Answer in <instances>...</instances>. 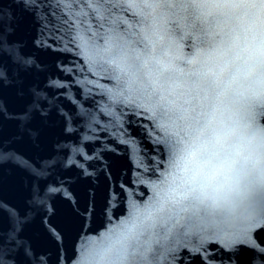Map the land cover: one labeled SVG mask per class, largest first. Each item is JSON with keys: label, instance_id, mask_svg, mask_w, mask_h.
Returning <instances> with one entry per match:
<instances>
[{"label": "water", "instance_id": "water-1", "mask_svg": "<svg viewBox=\"0 0 264 264\" xmlns=\"http://www.w3.org/2000/svg\"><path fill=\"white\" fill-rule=\"evenodd\" d=\"M0 38V264H188L264 163L259 0H0Z\"/></svg>", "mask_w": 264, "mask_h": 264}, {"label": "snow or ice", "instance_id": "snow-or-ice-1", "mask_svg": "<svg viewBox=\"0 0 264 264\" xmlns=\"http://www.w3.org/2000/svg\"><path fill=\"white\" fill-rule=\"evenodd\" d=\"M142 2L144 3L145 7H153V6H158L160 3H175L177 2V0H142ZM192 2L196 3L197 0H192ZM259 2H260V6L264 8V0H259ZM145 39H148V37H145ZM8 61H12L13 63L21 66L28 63V61H25L23 57L19 55V53H17L13 48L7 45L6 40L0 38V75H3L5 65ZM21 86L23 87V83ZM155 90L156 89L154 85L153 91ZM32 96H33V100L31 101V103L26 105L24 111L16 116V118L20 119L22 122H26L30 119L32 113L37 109V105L40 102L39 95L38 93L35 92V90L32 91ZM161 127H164V125L161 124ZM258 131L261 137L264 138V129H259ZM182 142L183 141H178V143H182ZM22 166L32 171L33 174L38 178L37 184L34 186L32 190V202L33 203L39 202L41 196L43 195V191L39 182V177L42 175V173L39 171V165H36L35 161L24 160ZM242 178L247 180L248 191L258 196V202L264 203V178H261V180L257 181L256 178L253 177L250 173L245 174V176ZM51 190L52 189H49V191ZM214 204H217V206H219L216 201H214ZM155 211H161V212L164 211V202H161L158 208H153L148 210L145 219L152 218V213ZM18 212H20V210L9 209L6 205H0V214L16 216V218L18 219V215H17ZM135 227H136V223L133 222V224L128 227V231L131 232ZM252 246L256 247L258 251H264V248H260V246L256 244L254 241Z\"/></svg>", "mask_w": 264, "mask_h": 264}]
</instances>
